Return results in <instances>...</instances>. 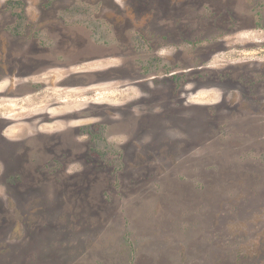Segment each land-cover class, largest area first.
Masks as SVG:
<instances>
[{"label": "rangeland", "instance_id": "374dc122", "mask_svg": "<svg viewBox=\"0 0 264 264\" xmlns=\"http://www.w3.org/2000/svg\"><path fill=\"white\" fill-rule=\"evenodd\" d=\"M0 264H264V0H0Z\"/></svg>", "mask_w": 264, "mask_h": 264}]
</instances>
